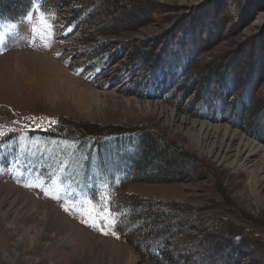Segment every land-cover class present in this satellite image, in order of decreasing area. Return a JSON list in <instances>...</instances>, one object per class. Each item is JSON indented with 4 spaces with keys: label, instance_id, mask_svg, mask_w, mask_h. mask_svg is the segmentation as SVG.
<instances>
[{
    "label": "rangeland",
    "instance_id": "374dc122",
    "mask_svg": "<svg viewBox=\"0 0 264 264\" xmlns=\"http://www.w3.org/2000/svg\"><path fill=\"white\" fill-rule=\"evenodd\" d=\"M71 1L76 4L69 0L42 3L52 23V35L46 40L34 38L26 20L32 4H24L21 11L27 7L17 19L0 24L4 35L0 44V130L5 134L21 128L28 132L30 127L53 128L72 119L141 126L175 142L188 158L171 157L167 169L172 171L177 163L176 178L133 180L121 188L125 197L144 199L159 209L157 222L167 225L163 238L170 244L160 246L162 256L148 255L146 242L136 232L130 234L133 243L117 228L118 238L94 230L75 211L64 210L70 199H77L74 195L82 196L74 187H60L47 168L29 171L21 163H10L0 170V264H9L5 255L25 236L22 216L33 202L53 208L85 232L76 230L77 240L70 243L57 228H48L47 220L32 221L29 224L38 223L41 232L47 228L44 233L49 236L33 233L32 251L24 255L35 256L36 262L21 264H58L61 258L65 264H264V243L248 244L245 239V233L264 237V150L254 149L251 155L253 148L240 143L243 136L264 144V0ZM80 5L81 10H76ZM170 49L179 53V59L190 56L187 69L172 75L163 71V54ZM30 51L49 53L67 67L75 83L72 91L82 89L87 105L80 107L75 93L66 97L65 86L56 99L34 94L28 88L29 69L19 62V54ZM225 71L250 83L245 99L235 87L223 94L208 87L213 74ZM207 92L215 97H208ZM194 119L229 124L240 135L223 141L204 138L191 127ZM218 140L222 148L213 150V141ZM21 141L11 144H22L27 150ZM38 150L30 149L35 154ZM27 197L33 201L28 207ZM49 212V220L61 221ZM15 223L22 225L21 230L11 234ZM224 224L228 227L223 228ZM50 242L52 246L45 251Z\"/></svg>",
    "mask_w": 264,
    "mask_h": 264
},
{
    "label": "trees",
    "instance_id": "16d2710c",
    "mask_svg": "<svg viewBox=\"0 0 264 264\" xmlns=\"http://www.w3.org/2000/svg\"><path fill=\"white\" fill-rule=\"evenodd\" d=\"M6 1L8 2L6 4L0 1V18L4 20L17 19L23 5L32 4V0ZM66 1L62 0L64 3ZM69 2L76 4V1L69 0ZM13 3L15 5H12ZM76 10L80 11L81 5ZM163 56L165 60L163 71L166 74L172 75L180 68L187 69L189 65L190 56L184 55L185 61L179 59L181 56L173 49L165 52ZM161 62L162 60L158 62V66ZM214 77L217 79L213 80ZM209 85L212 90L220 94L235 87L240 95H243V99L249 95L248 91L251 87L247 80H238L232 71H225L220 75L213 74L208 87ZM207 94L210 98L215 97L209 95V92ZM220 94L218 97L221 96ZM17 141L28 145L27 150L22 144L20 146L18 143L11 144ZM31 148L39 149V152L35 154L30 151ZM171 157L187 158L184 150L159 132L144 129L141 126L126 127L118 123L100 125L65 119L53 128L30 127L28 132H24L21 128L0 137V164L21 163L29 171L47 168L48 173L60 187L67 184L87 196H91L103 181H113L109 189L113 197L111 207L121 213L119 218L121 223L116 228L127 239L130 241L132 239L133 243L135 240L130 237V234L136 232L138 237L146 242L148 255L155 256L163 255L162 250H159L163 243L170 244V241L163 238L167 225L160 226L157 222L159 216L156 215L160 213L159 209H155L157 207H153L144 199L125 197L121 188L133 180L152 178L153 181L164 182L176 178L180 166L177 167L175 166L177 163H174L173 170L169 171L167 168L171 167L169 165ZM62 162L65 164L61 168L56 166ZM101 169L106 171L102 174ZM114 177L118 178V182L114 181ZM74 197L78 198L76 195ZM224 227L228 226L224 224ZM158 228L162 231L159 232ZM231 228L232 226L229 229ZM245 236L248 244L264 243L262 235L254 236L251 233H245ZM174 251L180 254L176 249Z\"/></svg>",
    "mask_w": 264,
    "mask_h": 264
},
{
    "label": "bare ground",
    "instance_id": "6f19581e",
    "mask_svg": "<svg viewBox=\"0 0 264 264\" xmlns=\"http://www.w3.org/2000/svg\"><path fill=\"white\" fill-rule=\"evenodd\" d=\"M19 62L23 67L25 66L29 69L27 71V75L25 74L27 79L30 82V83H28L30 85L28 88L34 94H37L40 98H44V99L54 98V99H56L57 96L60 95L59 90L61 91V88L65 86V88L67 87V89L64 92V95H66V97L72 96L75 93L77 96L76 101L80 105V107H85L87 105V102H88L87 101L88 100L87 94H85L82 89H78L75 92L72 91L73 87L75 86V83L72 81V78H73L72 75L69 73L67 67L61 65L60 62H58L49 53H41L39 51H37V52L36 51L31 52L30 51V52H23V53L21 52L19 54ZM28 73H30V74H28ZM190 122H192L191 127L193 128V130H195V132L197 130H199V132L202 133L204 138L205 137H207V138L211 137L212 138L214 136L213 138H215V139L219 138L220 141H223V140H225V137L235 136L236 138H238L240 135L239 133L234 131L229 124H226V123H224V124L223 123L219 124L218 122L217 123H211V122H206L205 120H203V121L200 120L199 122H197L196 119H194ZM197 125H199V126L196 127ZM242 138H243V136L240 138V141H242L240 143H243L245 146L253 148V149L250 148V150H249V152H251V155H252L253 151L264 150V144H262L261 142H259V141L257 142L254 140L250 141L247 138L246 139H242ZM219 140H218V142H216L217 140L213 141V143H214L213 144V146H214L213 150H215V148H219V147L222 148V143H219ZM232 147H234V146H232ZM239 147L240 146L237 145L236 150L238 153H239V149H240ZM254 149H256V150H254ZM248 154H250V153H248ZM225 155H227V154L225 153ZM246 156H247V154L245 155V157ZM241 157H243V156H241ZM249 157L246 158L245 162L243 161L244 165L245 164L247 165L248 161H250ZM237 161L239 162L240 159L238 158ZM261 167L262 166H260L259 168L261 169ZM252 180L256 181V179L254 177H252ZM23 194L25 195V193H23ZM17 201H19V199H17ZM26 201L27 202H25V206L29 205L28 202H33V201H31V199L29 197H27ZM29 208L30 209H29L28 214L26 216H22L24 226L26 225V227H23V229L25 228L24 230H26L25 236H23L22 238H18V240H16L13 243L14 248H10L9 249L10 251L8 250V252H7L8 254L5 255V257L7 258L5 261H7L9 264H21V263L25 262V260H27V263H33V262L35 263L36 262L35 256H33V255L25 256V255L27 253H29L30 251H32L33 245L30 244V240H31L30 238H34L33 233L35 234L38 232V234H35V235H39V233L41 232L40 230H38V223H33V224H29V223L30 222L32 223V221L38 222L39 218H42L44 221L47 220L48 228L55 227L59 231H61L64 234V236H63L64 241H68L70 243H73V239L77 240V238L74 237V235H73V233L76 230H78V229L82 230V231H79L81 233L83 231L85 232L84 229L78 228V227H76V225L71 224L69 222V220H67L64 216L62 217V215H60L57 211H54V212L51 211L53 209L52 208L50 210L51 207L50 208L49 207L43 208L39 204H37L36 202H33V204ZM45 209H48V211H46V212L50 211L49 213H51L52 216H54V217L57 216L58 219L61 220L60 221L61 223L60 222L54 223V222H52V220H49L48 214L46 212H44ZM57 214L61 217H59ZM47 217H48V219H47ZM43 223H45V222H43ZM56 225L59 227H56ZM20 226H22V225H20ZM20 226H18V224L15 223L12 227L11 234H15L13 232L14 230H15V232H19L21 230ZM46 229L47 228H45V230ZM44 231H42L41 234H43L45 236H49V234L47 233V235H46V233H44ZM51 243L52 242H50L48 244V246L45 247V251H48L50 249L49 247L52 246ZM73 246L76 247L75 242H74ZM213 251H215V250H213ZM39 259H41V258H39ZM68 261L70 262V260H68ZM50 263L55 264L57 262L50 261ZM65 263H67V261H65L63 258H61V260L58 262V264H65Z\"/></svg>",
    "mask_w": 264,
    "mask_h": 264
},
{
    "label": "snow or ice",
    "instance_id": "6c2138e0",
    "mask_svg": "<svg viewBox=\"0 0 264 264\" xmlns=\"http://www.w3.org/2000/svg\"><path fill=\"white\" fill-rule=\"evenodd\" d=\"M44 0H32V8L26 16V20L31 24L32 34L37 39H48L52 35V23L50 15L42 10L41 5ZM35 13V18L33 16ZM9 28H15V25H10ZM4 35L0 34V44L3 43ZM50 47V44H46ZM32 119H35L34 117ZM5 133L0 130V137ZM106 169H101L102 174ZM114 181L118 182V178L114 177ZM113 181H103L99 187L92 192L91 196H78L76 200H69L63 205L65 211H75L82 217L81 222L87 224L94 230L100 231L104 235L117 236L114 229L118 226L121 213L119 210H114L111 207L112 195L110 186ZM55 183V182H54ZM31 187L32 185H25ZM54 199H60L59 196H54ZM118 238V236H117Z\"/></svg>",
    "mask_w": 264,
    "mask_h": 264
}]
</instances>
